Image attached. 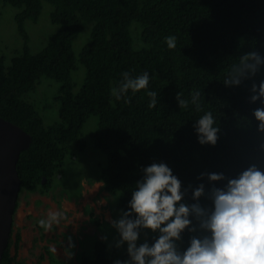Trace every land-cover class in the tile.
I'll use <instances>...</instances> for the list:
<instances>
[{
  "label": "trees",
  "instance_id": "trees-1",
  "mask_svg": "<svg viewBox=\"0 0 264 264\" xmlns=\"http://www.w3.org/2000/svg\"><path fill=\"white\" fill-rule=\"evenodd\" d=\"M5 1L18 8L15 21L23 45L9 52L0 49V112L32 136L18 161L20 192L46 194L58 185L69 187L62 181L66 161L78 159L90 137L107 161L98 164L100 171L95 175H80L79 182L102 181L112 196L114 217L118 216L115 206L128 210L143 168L152 163H167L183 187L200 183L210 187L207 178L197 179L202 172L234 177L253 162L264 170V151L259 147L264 133L257 132L252 114L262 105L249 102L252 81L232 87L223 83L241 55L253 50L264 55V0ZM46 1L53 6L51 19L57 25L54 29L48 19L44 21L51 27L46 29L54 31L43 48L33 51L26 21L38 22ZM84 20L94 21L91 38L77 54L74 43ZM135 21L139 24L132 33ZM168 36L177 37L175 49L168 48ZM80 63L86 71L76 91L73 70ZM125 72L132 78L148 72L149 86L136 93L129 90L117 100L112 89L119 87ZM82 75L77 72L78 81ZM43 76L60 83L56 96L61 102L60 119L50 124L45 123L34 96L24 97ZM255 79H264V69ZM148 91L157 93L155 108L148 107ZM193 91L201 93L199 112L191 104ZM177 93L189 101L187 109L180 108ZM208 111L221 129L215 146L201 145L194 128ZM92 115L99 116L98 127L85 134L83 128ZM224 183L216 182L217 186ZM190 196L185 199L193 203ZM201 203L210 202L202 197ZM90 214L93 222L101 223L93 209ZM182 235L180 249L185 250L193 233L185 230ZM154 237L141 235L137 243L146 239L152 243ZM21 238L20 231L14 235L12 230L1 264H21L17 258ZM82 247L76 260L69 262L58 258L50 246L45 251L51 264H114L117 259H129L127 243L116 248L98 238L93 254L88 253V244Z\"/></svg>",
  "mask_w": 264,
  "mask_h": 264
},
{
  "label": "clouds",
  "instance_id": "clouds-1",
  "mask_svg": "<svg viewBox=\"0 0 264 264\" xmlns=\"http://www.w3.org/2000/svg\"><path fill=\"white\" fill-rule=\"evenodd\" d=\"M165 39L169 49L176 48V36ZM262 69L264 55L249 51L232 64L223 80L228 87L252 81L249 102L262 105L252 110L259 133H264V79L256 82L255 78ZM149 81L148 72L135 78L125 72L119 87L112 89V95L119 100L129 90L136 93L147 89ZM147 95L151 98L148 107L155 108L157 93L148 91ZM176 98L181 109L189 107V101L181 93ZM200 98L201 93L193 91L191 104L198 112ZM194 128L201 145L217 144L221 129L215 126L211 111L200 116ZM259 147L264 151V144ZM143 172V178L132 191L128 210H121V216L111 222L119 234L115 247L127 243L129 256L127 260H115L114 264H264V170L259 163L249 164L234 177L223 172L200 173L197 179L207 178L210 187L205 183L183 187L164 162L152 163ZM220 181H225L223 186H217L216 182ZM189 193L193 203L185 199ZM202 197L210 203L202 204ZM63 218L62 212L49 211L47 218L40 219L38 224L49 231L53 223L59 224ZM148 229L159 235L152 243L146 239L138 245L141 232ZM185 230L193 235L189 246L181 250L178 242L183 240ZM51 251L57 249L53 247Z\"/></svg>",
  "mask_w": 264,
  "mask_h": 264
},
{
  "label": "rangeland",
  "instance_id": "rangeland-1",
  "mask_svg": "<svg viewBox=\"0 0 264 264\" xmlns=\"http://www.w3.org/2000/svg\"><path fill=\"white\" fill-rule=\"evenodd\" d=\"M53 6L45 2L41 18L38 22L28 19L26 26L30 32V44L33 51H38L44 47L47 38L56 28L51 19ZM18 8L11 3L1 0L0 3V49L9 52L16 47L23 45V38L19 33L15 14ZM48 19L54 29L49 32L44 21ZM94 21L84 20V29L80 37L75 41L74 47L79 54L82 47L90 40ZM88 24L91 25L87 26ZM139 24L135 21L133 26ZM87 26V28H86ZM51 28V27H50ZM134 35V34H133ZM7 54V53H5ZM83 72L81 81L77 80V72ZM86 67L80 63L79 67L73 70L75 80V90H79L84 82ZM41 82V83H40ZM36 87L28 92L24 97L34 96L33 100L37 108L44 115L45 123L50 124L60 119V100L56 98L59 92L60 83L52 77L43 76ZM99 124V116L92 115L84 126V132L96 129ZM88 147L78 156L75 161H66L65 178L62 180L69 187L62 185L55 186L49 193L30 192L23 190L19 194L18 206L14 215L13 234L18 231L21 233V241L17 250V258L21 264H51L48 254L45 251L46 246L57 249L55 255L64 261H75L77 252L83 250L82 244H88V253H94V242L98 238H105L109 245L115 246L119 239V234L111 226V222L121 216L122 207L115 206L118 216H113V211L109 202L110 193L103 189V182L96 181L89 183V180L79 182V176L82 174L95 175L100 169L97 168L101 162H106L107 156L101 149L96 147L94 139L90 137ZM82 185V188H81ZM81 188V190H80ZM81 193L78 195V193ZM117 205V204H116ZM99 217L101 223L93 222L90 211ZM49 211L62 212L64 218L59 224L53 223L49 231H45L38 224L42 218H47ZM113 218V219H112ZM158 236L159 233H153L150 229L144 230L141 235ZM71 237V240H69ZM82 243V244H81ZM181 248V242H179ZM74 245V246H73ZM14 253L15 245H12ZM41 254L44 258L41 259Z\"/></svg>",
  "mask_w": 264,
  "mask_h": 264
},
{
  "label": "water",
  "instance_id": "water-1",
  "mask_svg": "<svg viewBox=\"0 0 264 264\" xmlns=\"http://www.w3.org/2000/svg\"><path fill=\"white\" fill-rule=\"evenodd\" d=\"M32 136L0 112V264L9 245L21 189L18 161Z\"/></svg>",
  "mask_w": 264,
  "mask_h": 264
}]
</instances>
